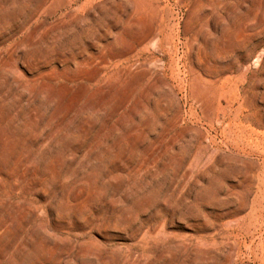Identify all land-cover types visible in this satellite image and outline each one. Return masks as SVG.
Returning a JSON list of instances; mask_svg holds the SVG:
<instances>
[{
    "label": "rangeland",
    "instance_id": "374dc122",
    "mask_svg": "<svg viewBox=\"0 0 264 264\" xmlns=\"http://www.w3.org/2000/svg\"><path fill=\"white\" fill-rule=\"evenodd\" d=\"M83 1L0 0V264H264V0Z\"/></svg>",
    "mask_w": 264,
    "mask_h": 264
},
{
    "label": "bare ground",
    "instance_id": "6f19581e",
    "mask_svg": "<svg viewBox=\"0 0 264 264\" xmlns=\"http://www.w3.org/2000/svg\"><path fill=\"white\" fill-rule=\"evenodd\" d=\"M90 0H85V1H83L82 2V4L79 6H77V7H80L81 8V6H84L87 2H89ZM93 2V1H92ZM159 3V2H158ZM157 2H155V3H153V2H148V0H146V1H141L140 2V5H137V7H136V9H135V13L137 12H140V11H142V10H139L138 11V9L139 8H141V7H143V8H145V7H147V8H150L151 9V11L154 13V10H153V8L155 9V10H161L162 11V17H161V20H164L165 19V17H164V15H163V10H164V8H165V6H164V8L163 7H161V5H159ZM152 6H153V8H152ZM79 9V8H78ZM148 12V11H147ZM150 13V12H149ZM148 16V15H147ZM169 15L167 14V16L166 17H168ZM170 19V18H169ZM168 19V20H169ZM158 22V21H157ZM153 23V22H152ZM166 24H168L167 23V21H166ZM162 25V24H161ZM159 27V26H158ZM158 27H151L150 28V30H149V32H148V35H147V37H146V39L147 40H153V39H155L157 36H158V30H157V28ZM144 39V38H143Z\"/></svg>",
    "mask_w": 264,
    "mask_h": 264
}]
</instances>
